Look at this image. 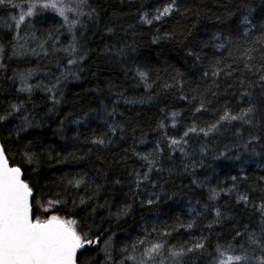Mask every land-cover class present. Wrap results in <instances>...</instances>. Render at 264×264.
I'll return each mask as SVG.
<instances>
[{"label":"trees","instance_id":"1","mask_svg":"<svg viewBox=\"0 0 264 264\" xmlns=\"http://www.w3.org/2000/svg\"><path fill=\"white\" fill-rule=\"evenodd\" d=\"M57 3L74 28L53 9L17 29L18 7L0 5V144L33 190L34 218L36 205L60 201L46 218L74 219L99 240L77 264L81 254L83 264L141 260L156 243L163 264L173 250L184 252L179 264H213L218 245L226 255L243 245L255 264L261 252L248 236L264 241V0H175L160 19L169 0ZM28 72L31 93L19 91ZM21 104L32 123L23 131L11 107ZM249 108L250 123L220 120ZM197 242L204 248L189 252Z\"/></svg>","mask_w":264,"mask_h":264},{"label":"snow or ice","instance_id":"2","mask_svg":"<svg viewBox=\"0 0 264 264\" xmlns=\"http://www.w3.org/2000/svg\"><path fill=\"white\" fill-rule=\"evenodd\" d=\"M9 4L11 7L17 8L22 7L15 2V0H0V5ZM28 4L26 11L19 13L18 19L16 20L15 27L19 29L20 25L24 23L26 17L35 15V8L41 7L44 9H54L58 11L59 15L64 18L65 23L69 24V29L74 28L78 21H69V17L65 15V8L58 6L57 0H46V2H32V0H25ZM175 0H169V5L163 7L162 10H158V15L155 19H160L163 16L170 15L173 11ZM72 11V9H68ZM146 23H151V20L145 19ZM243 23L247 24L250 21L248 17H243ZM247 35V32L244 33ZM222 46V45H221ZM71 52H75V45H70ZM3 48L0 47V60L3 59ZM65 51H68L65 49ZM47 54V53H45ZM15 55V53H14ZM251 57H249L250 59ZM70 64H76V59H70ZM5 65L0 63V69L4 68ZM216 74V73H214ZM138 75L142 79H146L147 74L144 72H138ZM207 75V73H205ZM32 76V72L20 74L19 79L21 81V87L19 91L31 93L33 85L28 84L27 80ZM264 79V77H262ZM39 87V85H36ZM52 91V89H48ZM55 100V96H53ZM56 103L59 101L56 100ZM14 112H19L23 116L22 126H18L19 130L23 131L27 127H31L32 123L28 119L27 115H23V105H11ZM200 109H197L199 111ZM252 109L249 108L242 111L238 115H233L230 112H225L221 117V121H236L240 120L244 123H250L249 117ZM12 115V113H9ZM173 117L177 113L172 114ZM7 119L6 116H0V122ZM163 126V125H161ZM218 125H212V128L205 131V135L209 131L215 129ZM189 131L195 132L196 128L193 127ZM201 131H204L201 129ZM188 132H185V136ZM103 143V141H98ZM181 141L171 140L172 145L180 144ZM28 162H33V157L27 155ZM144 159H147L145 157ZM151 171V168L149 169ZM23 173L20 167L10 166L9 159L5 154L3 145H0V264H77V252L85 247V244L99 243V240L86 239V234L82 235L77 230L76 220L62 219L58 215H51L48 218L41 219L39 216L34 218V202H33V190L29 184L22 178ZM146 178V177H145ZM235 179V177H233ZM80 181H77L75 186L79 187ZM214 198V197H213ZM241 200H247L246 196H241ZM49 204L60 203V201H49ZM83 203V201H81ZM151 203V201H149ZM37 209L39 205H36ZM49 209H45L48 211ZM261 210L264 211V205L261 206ZM219 215V212H217ZM191 225H189L190 227ZM264 234V233H262ZM248 243L254 244L260 249L261 256L255 258V264H264V241H261L256 234L250 233L248 236ZM138 244H145L144 240L136 241L132 247ZM107 247V245H105ZM232 246L229 245V248ZM163 245L160 243L153 244L151 247H146L143 250V258L137 261L134 255L125 256L120 264H124V260L133 261V264H148V261H155V264H163V260H157V257L161 254ZM204 248V244L197 242L194 248H189L191 252L195 249ZM241 254L239 255H226L224 251H221V247L218 245L216 252L218 253L217 259L213 264H249V261L253 260L254 257L250 256L247 250H244L241 245ZM123 251L127 252L125 248ZM83 255L81 254V264H83ZM183 250L171 251L170 258H177L183 256ZM110 258V256H109Z\"/></svg>","mask_w":264,"mask_h":264},{"label":"rangeland","instance_id":"3","mask_svg":"<svg viewBox=\"0 0 264 264\" xmlns=\"http://www.w3.org/2000/svg\"><path fill=\"white\" fill-rule=\"evenodd\" d=\"M15 2H16L17 4H19V5H22V7H18V10H19V11H18L17 15H13L14 17H16V18L18 19L19 13H20L21 11H26V10H27V8H28V4L25 6V5H23L22 3H20L18 0H15ZM32 2H36V0H32ZM40 2H46V1L40 0ZM50 12H53L54 14H56L55 11H54L53 9H51V8H49V9H44V8H41V7H36V8H35V15H33V16H31V17H26V18H25V21L30 22L35 16H37V15H39V14H42V13H50ZM11 21H13V20L11 19ZM25 21H24V22H25ZM15 24H16V20H15ZM2 26L5 27V28H10V25L7 24V23H4ZM27 29H29V26H27ZM24 37H25V36H24ZM33 39H34V37L31 36V37L29 38V40H28L27 42H25L24 47H25V48H29L30 45H32ZM26 74H27V73H26ZM26 74H25V75H26ZM29 79H30V78H29ZM38 209H39L40 212L42 213V214H41L42 219H45V218H46V215L50 214L51 211L54 210V205H53V204H49V203H43V204L39 205V208H38ZM45 209H49V210H48V211H45ZM135 257H136V256H135ZM164 257H165L164 252L161 250V254H160L159 257H157V260H163ZM177 259H178V258H175V259L172 258L173 261L170 260V261H168L167 264H179L180 260H177ZM139 260H140V259H138L137 261H139ZM176 260H177V261H176ZM129 261H130V260H129ZM131 262H133V261H131ZM174 262H175V263H174ZM149 264H153V262L150 261Z\"/></svg>","mask_w":264,"mask_h":264},{"label":"water","instance_id":"4","mask_svg":"<svg viewBox=\"0 0 264 264\" xmlns=\"http://www.w3.org/2000/svg\"><path fill=\"white\" fill-rule=\"evenodd\" d=\"M1 145V144H0ZM22 178H23V176H22ZM83 250V248L82 249H80L78 252H77V255H78V253L80 252V251H82ZM76 259H77V257H76Z\"/></svg>","mask_w":264,"mask_h":264},{"label":"bare ground","instance_id":"5","mask_svg":"<svg viewBox=\"0 0 264 264\" xmlns=\"http://www.w3.org/2000/svg\"><path fill=\"white\" fill-rule=\"evenodd\" d=\"M68 41H69V39H68ZM66 43V42H65ZM65 43H62L63 45H65ZM68 43V42H67ZM68 89V88H67Z\"/></svg>","mask_w":264,"mask_h":264}]
</instances>
